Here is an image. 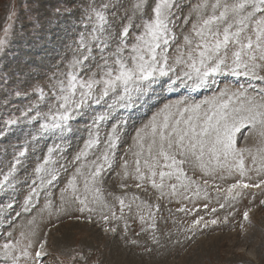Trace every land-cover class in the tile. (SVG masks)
Returning a JSON list of instances; mask_svg holds the SVG:
<instances>
[{
	"label": "snow or ice",
	"instance_id": "snow-or-ice-1",
	"mask_svg": "<svg viewBox=\"0 0 264 264\" xmlns=\"http://www.w3.org/2000/svg\"><path fill=\"white\" fill-rule=\"evenodd\" d=\"M11 7L14 10L15 5ZM175 7L174 0H137L130 8L122 0H56V5L45 8L43 3L33 6V0H25V8L34 14L29 16L37 39L34 47L52 45V58L57 59L55 70L43 83L32 82L48 52L36 67L27 60L2 71L8 67L3 61L11 47L9 28L4 29L6 36L0 38V92L5 95L0 102L4 108L0 140L15 138L16 142L0 147V212L8 229L0 233L3 264H46V258L57 250L61 255L48 264H102L92 259L90 246L57 248L55 239L50 242L51 229L45 230L47 225L39 228L33 213L47 212L52 228L65 220H85L99 224L106 235H120L118 227L110 225L109 214L103 212L108 205L98 194L117 167L122 166L123 175L128 176L127 156L121 164L120 152L129 139L132 144L127 151L139 148L133 152L139 157L147 144L154 162L144 161L149 177L136 160L137 180L150 179L160 192L158 200L167 194L192 201L191 208L182 205L177 209L192 217L190 223L179 222L177 233H184L185 240L194 239L200 229L235 221L241 200L251 197L254 204L264 197V150L258 148L259 167L249 168L245 154L253 165L257 156L247 144L238 146L242 137L256 139L264 148V87L233 86L223 79L251 77L264 82V75L258 74V70L264 72V0H201L192 10L194 19L192 15L179 18L185 26L191 24V29L183 36L184 44L176 46L179 54L170 56V42L177 39ZM201 89L212 94L201 100L192 98L190 92ZM181 92L185 93L182 98L169 99L141 127L130 124L140 108L151 107L154 100L159 103L165 93L180 96ZM20 98L28 103L16 104ZM130 127L134 134L129 133ZM189 157L199 162L198 176L188 177L184 171ZM160 158L166 168L174 169L182 192L176 183H164L174 172L157 171ZM69 171L72 175L60 189L56 204L50 189ZM80 176H84L83 191L78 187ZM128 187L119 184L120 189ZM22 190L26 191L21 201ZM42 193L45 203L40 208ZM115 199L123 210L124 198ZM200 199L205 201L202 205L196 203ZM259 206H264V199H259ZM17 207L20 211H15ZM155 207L159 210L160 205ZM201 208L207 219L200 215ZM251 211H243L244 221H249ZM96 215L99 220L94 219ZM22 216L32 219L17 225ZM111 218L124 219L115 212ZM139 218L145 220L143 215ZM148 218L147 228L135 233L139 237L151 230L143 252L151 254L152 246L159 250L182 243L178 235L173 240L171 231L158 234L151 211ZM120 238L127 245H141L139 239L129 238L126 220Z\"/></svg>",
	"mask_w": 264,
	"mask_h": 264
},
{
	"label": "rangeland",
	"instance_id": "rangeland-1",
	"mask_svg": "<svg viewBox=\"0 0 264 264\" xmlns=\"http://www.w3.org/2000/svg\"><path fill=\"white\" fill-rule=\"evenodd\" d=\"M43 3L45 8H51L56 5V0H33V6L36 3ZM125 7L130 8L137 0H122ZM176 7L173 11L176 13L177 21L174 25L176 40L171 41L169 45V55L176 56L179 53L176 50V46L183 45V36L188 34L191 29V24L184 25L183 20L179 19L182 16L192 15L193 19V9L201 2V0H174ZM212 2V0H210ZM151 3V0H149ZM14 4L15 8L12 9L11 5ZM71 6V5H69ZM123 11V9H121ZM211 9H209V12ZM34 15L29 13L25 8V0H0V38H4L6 33L5 28H9V33L7 38L11 40V47L8 57L3 61L4 64L8 65L4 68L3 72H8L11 68L17 65L24 64L27 60L33 62L32 66L36 67L39 63L40 57L45 53H50L49 57L45 60L44 64L40 68V74L36 76L35 81L32 83H43L46 81L47 76L51 75L55 70L54 65L57 59H53L54 53H52V45H47L46 48H37L34 45L37 44L36 36L33 34L32 25L29 23V16ZM147 19V17H145ZM83 30V29H81ZM133 31V35H135ZM41 36L44 35L43 32L40 33ZM63 51V47L60 48ZM259 75H264V72H259ZM224 79V83L232 84L233 86L243 85L247 87L251 84L254 88L259 89L264 87V82L252 79L251 77H234L227 76ZM234 81H239L235 83ZM223 87V84L220 85ZM3 87V85H0ZM9 85V89H11ZM212 93L208 90H196L191 91L190 95L196 100L204 99L210 96ZM185 95L184 92L180 93V96L169 95L167 93L163 94V97L159 99V103L152 101V106H145L140 108L133 115L130 124L133 127H141L144 123H147L152 114L158 110L164 103H167L169 99L175 100L182 98ZM5 99L3 92H0V102ZM18 105L27 104L28 101L20 98L14 101ZM4 108L0 106V114H2ZM245 131V130H242ZM129 133L134 134L133 128H129ZM256 139H250L245 141L242 137L239 140L238 146H243L247 144L251 148L252 153L257 156L256 164L253 162L248 154L246 153V166L249 168L259 167L261 160L258 152V144ZM15 138L11 140H0V147L7 146L9 143H15ZM132 141L129 139L127 143L123 145L120 152L121 164L124 156H127L128 160V176L123 175V168L117 167L112 173L111 177L108 179L107 183L102 186L101 192L98 194L99 199L106 203L108 207H104L102 210L105 214L110 216V225H115L118 227V233L122 235L123 226L125 220L129 224V238L139 239L141 241L140 246L127 245L120 235L113 237L111 234H105L102 228L97 223H88L82 220L79 223L72 221H67L57 228H52V225L48 223V214L44 212L42 215L36 216V222L39 228L51 229L50 242L52 239L57 241V248L60 246L64 247H79L81 245L90 246L94 255L93 260L100 259L102 264H112L110 262L111 251L119 253L124 257L135 256V262L137 264H264V206H259V199H264V197H259L255 203H250L251 197H247L241 200L237 204L238 212L235 217V221L229 223L225 226H213L208 229H200L194 239L188 241L184 238V233H177L180 221L185 223H190L192 217L186 216L184 213L177 212V209L182 205L187 208H191V200H183L180 196H169L165 195L162 199H157L160 195L158 189L152 187L150 179L145 181H139L136 179L135 168L136 160L139 159L140 167L143 172H145L150 177V172L145 166L144 161L147 159L149 163H154L149 156L147 144H145L142 154L139 157L133 155V152L140 151L139 148H133V151H127L129 145ZM256 144V145H255ZM251 146V147H250ZM256 149V150H255ZM264 150V148H260ZM258 154V155H257ZM153 156L155 155V150H153ZM179 158V157H178ZM164 161L162 158L158 160L157 171H173L174 169H168L164 166ZM170 163V162H169ZM184 171L188 177L198 176L200 174L199 162L195 160L194 157H189L188 162L183 165ZM119 173V175H118ZM72 175V171L66 174H62L60 180L55 182L51 187L50 191L52 193V199L56 204H59L60 189L65 187L67 179ZM251 175H255L253 171ZM157 183H160V177H156ZM187 183V180L184 181ZM84 176L78 177V187L83 191ZM127 183L129 187L127 189H120L119 184ZM136 183H141L142 187L137 189L135 187ZM164 183H176L177 190L182 192L183 189L180 188V182L175 179V172L170 180L168 177L164 178ZM26 190L21 191L19 200H23V195ZM165 193L169 191L168 188L164 189ZM188 195H191L190 193ZM212 197H215V193H210ZM117 196H122L124 198L125 207L121 210L119 200L115 199ZM138 197V199L134 198ZM89 198H92V193L89 194ZM205 201L202 199L197 200L198 205H202ZM45 203L44 194H41L39 207L43 208ZM159 204V210L155 205ZM151 206V207H150ZM212 206H215L213 204ZM98 211L101 209V205H96ZM246 208H251L252 211L249 213V221L243 220V211ZM15 211H20L19 207ZM149 211L154 215L157 228L159 229L158 234L166 233L171 231L173 233V240L177 238L182 241L179 245L167 244L163 249H155L151 254L143 252V243L148 239L151 230L146 233H142L139 237L135 236L136 232H140L141 227L147 228L148 223L151 221L148 218ZM111 212H115L116 217L123 215L124 219H112ZM221 216L223 212L219 213ZM143 215L145 220L142 222L140 216ZM200 215H207L205 212L200 210ZM4 213L0 212V233L8 231L4 225L3 221ZM32 219V216H22L20 219L16 220L17 225L25 224L26 220ZM94 219L99 220V216L96 215ZM176 223H173V221ZM52 223H55L53 219ZM102 223V222H101ZM240 223L244 224V228H240ZM18 234V233H17ZM190 235V234H189ZM3 241V236H0V242ZM56 255H61L57 250L54 251L53 256L46 258V264L52 262ZM61 258H64L61 256ZM0 264H3V258L0 257Z\"/></svg>",
	"mask_w": 264,
	"mask_h": 264
},
{
	"label": "bare ground",
	"instance_id": "bare-ground-1",
	"mask_svg": "<svg viewBox=\"0 0 264 264\" xmlns=\"http://www.w3.org/2000/svg\"><path fill=\"white\" fill-rule=\"evenodd\" d=\"M257 144H258V148L260 149V148H262L260 145H259V143H258V141L256 142ZM256 145V144H255ZM251 147V146H250ZM256 150V149H255ZM259 154V153H258ZM257 154V155H258ZM111 257L112 258H110V262L112 263V264H137L136 262H135V256L133 255V257L132 256H127V257H124L123 255H120L119 253H115L114 251H111Z\"/></svg>",
	"mask_w": 264,
	"mask_h": 264
}]
</instances>
